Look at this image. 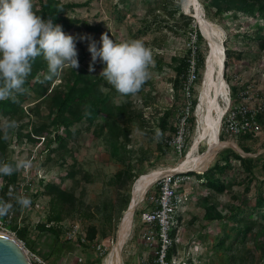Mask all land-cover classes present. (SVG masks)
I'll use <instances>...</instances> for the list:
<instances>
[{
  "label": "rangeland",
  "instance_id": "obj_1",
  "mask_svg": "<svg viewBox=\"0 0 264 264\" xmlns=\"http://www.w3.org/2000/svg\"><path fill=\"white\" fill-rule=\"evenodd\" d=\"M61 1L79 3L80 5L74 9H68V14L78 19L87 20L90 25L101 27V30L92 31L86 29L81 23L77 24L79 37V43L76 44L79 61V68L77 69H86L95 76L100 75L105 65L99 60L92 65L89 44L95 40L97 46L100 47V38L105 32L114 42L140 39L146 47L151 49L154 63L149 68L150 78L144 83L141 90L132 96L134 108L137 111H143L145 117L150 120L149 126L151 127L144 126L143 128L140 122L132 123L131 141L127 146L130 157L127 158V161L132 165L134 175L138 177L155 169L176 167L186 158L195 140L198 126L197 108L207 68V59L211 50L210 39L202 29L195 6H187V0H180L181 8L173 15L169 10H172L179 0ZM165 5H168V8H165ZM201 5L203 7L202 3ZM203 10L205 18L221 33L225 54L227 46L236 53L241 51L244 53L240 60L233 56L230 66L225 67L228 97L230 96V87L235 85L240 88L239 102L242 101L244 91L249 90L254 94L258 103L264 104V50H261L257 42L248 36L255 34L257 23H262L264 28V22L253 17H240L241 14L236 15L232 12L222 16L209 17L204 7ZM183 14L194 17L193 25L197 24L204 36V40L199 46L200 53L205 58L204 64L200 66V78L195 85L193 96V99L197 100L193 111L195 125L190 128L186 147L182 152L179 149H172L167 155H162L157 147L158 139L152 133V129H157L158 120L170 109H176L172 116L173 122H178L181 117L183 93L174 88L173 82L176 75L174 59L181 58L186 53L189 31H191L185 26ZM90 65L94 71L90 70ZM68 68H64L61 75ZM59 82L60 79L58 78L54 84ZM105 90L111 93L117 102L125 99V95L118 93L108 83ZM227 99L226 97L221 98V103L225 107L228 104ZM29 101L33 103L25 105L26 115L7 116L0 114V125L8 133L10 143L7 157L15 159L16 162L20 159L31 161L29 168L20 170L19 182L11 184L13 189L10 191L12 194L11 203L16 196H30L32 199L31 206L19 210L13 206L7 216V223L16 224L18 228L27 230V238H19L17 233L9 228L0 229V232L10 234L22 241L21 243L25 245L26 249L45 259L49 264H105L117 239L119 225L126 211L124 210L125 200L129 192L132 200L136 181L132 187H130L131 181L127 182L125 186H121L117 173L124 168V165L111 157L104 137L94 131L98 126L97 123L90 128H87V123L74 126L73 129L77 132L73 134L67 152L59 150L50 155L48 152L41 155L40 149H43L48 139L53 136L54 130L46 131L43 134L45 137L40 140L36 138L31 140L28 133L32 126H25L21 130L22 137L17 136L19 124L30 123L29 125H31L32 122L39 121L36 112L31 110L36 102L34 99ZM40 111L42 117H45L49 113L47 104H43ZM13 120L16 122V127L6 128L5 125ZM61 132L66 135L65 130H61ZM223 137L225 141H229L238 149L243 150L236 137L231 138L226 135ZM249 143L252 147V152H250L253 154L252 156L257 157L263 154L264 157V126L263 132L259 133L257 138L249 141ZM55 146L56 143L53 144V147ZM205 149V143H201L197 152H203ZM230 149H233L230 145L220 149L208 167L227 154ZM233 164L235 169L229 176L230 181H233L231 177L238 175L239 179L243 180L246 174L243 173L240 176L238 162L234 161ZM72 165L77 167V179L76 181L67 179L63 186L72 188L78 198L82 200V204L70 211L64 221L59 224L63 228L62 241L69 243L63 250L58 251L56 248L54 249L53 236L48 232L40 231L38 228V224L46 222L51 213L49 198L35 196V194L41 191L48 182L59 183L61 177ZM261 166L256 168V173L260 177L263 176ZM1 182L2 177L0 176V184ZM156 182L150 188L153 194L157 191ZM255 184L256 181L251 184L249 192L245 191V184H234L224 193L213 194L212 200L218 202L219 209L224 212L228 211L229 205H238L243 199L252 203L255 198ZM179 187H182L180 191L186 192L188 196L180 212L182 219L179 229L183 236V245H180V248L199 253L202 264H240L239 261L228 263L226 260L227 255L233 254L234 251L216 247V243L224 237V223L209 222L204 219L205 209L202 200L209 194V190L194 175L189 176L184 186ZM145 199L138 204L134 212L133 227L123 246L124 264L140 263L142 255L147 251L146 242L141 237L143 225H141L139 211L143 208ZM242 208L246 212H250V209L247 210L244 205ZM224 222L231 225L227 221ZM89 225H95L98 229V236L94 242L86 240L81 241L82 244H80L77 238H67V232L75 228L86 235ZM231 234L234 235V232ZM226 241L228 244L231 242V238L226 239ZM98 244L102 245L101 250H98ZM241 249L244 259L247 260L244 264H264V255L257 247L255 236L249 235L246 245ZM99 259L101 262L97 263Z\"/></svg>",
  "mask_w": 264,
  "mask_h": 264
},
{
  "label": "trees",
  "instance_id": "obj_2",
  "mask_svg": "<svg viewBox=\"0 0 264 264\" xmlns=\"http://www.w3.org/2000/svg\"><path fill=\"white\" fill-rule=\"evenodd\" d=\"M203 4L205 12L210 16H222L230 12L240 15V17H253L260 19L264 22V0H200ZM79 3H64L61 0H34V11L37 15L43 16L44 19L52 18L54 24L62 26L63 31L66 34L72 35L75 38L76 44L79 43V37L77 35V24L81 23L88 30L98 31L101 30L99 25H90L87 20L78 19L68 14V9H74L79 6ZM168 8V5L164 6ZM181 8V1H177V5L172 10H169L173 15ZM183 16H185L183 14ZM185 26L187 29L194 30V17L185 16ZM256 32L249 38L257 42L261 50H264V33L262 23H257ZM199 34L198 44L204 40L199 27L197 26ZM227 58L225 59V67L230 66V62L233 56H236L238 60L242 59L243 52L236 53L231 47L227 46L226 49ZM190 52L186 51L183 57L175 58L176 62L173 86L177 91L183 93L185 82L187 81L188 72V58ZM204 55L200 53L199 67L204 64ZM47 62L42 56L37 57L32 62V72L27 77L23 87L26 89L24 94H17L15 101L12 99L0 101V114L9 116H22L26 115L25 105L31 104L29 100L34 99L35 106L31 109L36 112V116L39 118L38 122L19 124L17 136L22 137L21 130L26 127H31V131L28 133L29 139L36 138L37 140L45 137L43 135L48 130H54V134L48 142L40 149L41 155L48 152L50 155L52 152L63 151L67 152L68 145L76 133L73 129L77 124L87 123V128H90L94 124H98L94 130L97 134L104 137L106 145L109 148L111 157L124 165V168L117 173V177L121 186H125L127 182L131 181V186L138 179V176L134 175V169L127 158L128 155L127 146L131 141L133 122H140L142 127H151L150 120L145 117L142 110L137 111L134 108L132 96L125 95V99L117 102L111 93L107 92L106 80L102 77L95 76L86 69H72L71 67L60 75V82L54 84L58 78H54L52 81L45 80L47 75ZM103 85V91L100 90ZM239 87L235 85L230 87L232 103H238L239 99ZM195 92V91H194ZM183 107L180 110L181 117L178 122L172 121V116L175 113V108L165 112V114L158 120L157 129H152V133L158 139L157 147L162 155H167L172 149H176V146L168 144V140L175 137L179 131V123L182 117L186 114L184 111L187 98L184 93ZM185 102V103H184ZM192 109L187 116V128L190 130L195 125V116L193 115L194 107L197 100L191 99ZM43 104H47L49 113L42 117L40 108ZM258 121L264 126V110L258 116ZM11 122V121H10ZM9 122V123H10ZM61 130L66 131L64 135ZM7 132L0 125V162L11 163L15 165V159L8 158L10 143L5 134ZM262 133V132H261ZM259 133L246 131L236 138L240 142L242 149L246 153L252 152V147L249 141L257 138ZM32 136V137H31ZM224 133L220 135L221 140H224ZM189 137V136H188ZM187 137V139H188ZM56 146L53 147V144ZM184 150V149H183ZM182 150V151H183ZM181 151V152H182ZM50 159V157H48ZM65 161V160H64ZM238 162V169L240 176L245 173L243 180L239 179V175L230 181V174L235 169L233 162ZM126 165V166H125ZM262 165V177L257 175L256 168ZM77 167L72 165L64 176L61 177L59 183L48 182L43 186V189L35 194V196H45L49 198L51 213L46 222L38 224V228L42 232H48L53 236L54 249L58 251L63 250L69 243L62 241L61 236L63 234V228L59 224L64 221L66 215L82 204V200L78 198L74 190L71 188H65L63 184L67 179L76 181ZM185 177L194 175L203 184L209 194L203 197L202 203L204 205L205 213L204 219L209 222L219 221L223 222L225 231L224 237L216 243L218 249L234 251L233 254L227 255L226 260L228 263H234L239 261L240 264H244L247 260L242 255L241 247L246 245L249 235L255 236L257 247L263 252L264 255V157L260 154L257 157L243 156L235 149L222 156L220 159L211 165L207 170L203 172L191 171L183 173ZM2 182L0 184V199L11 202L10 185L16 184L20 179V171L14 172L11 176L0 174ZM256 181L255 184V198L252 203H249L245 199L241 200L238 205H229L227 212L219 209L218 202L212 200L213 194H221L232 188L234 184H245V191L251 190V184ZM186 180L181 183L180 186H184ZM157 186V185H155ZM157 189V187H156ZM131 190V189H130ZM158 190V189H157ZM182 190V187L180 188ZM156 191L155 194H157ZM153 194L151 190L147 194V201L142 209H139L140 214L142 211L147 210L151 203H149V197ZM31 199L30 196H27ZM32 201V199H31ZM131 202L130 192L125 200L124 210H127ZM16 209H20L21 206L12 202ZM245 206L250 212H246L242 206ZM7 215L0 217L6 221V227L16 232L19 238H27V230L20 229L15 224L7 223ZM181 215H178V224L181 222ZM224 221L229 222L231 225L225 224ZM176 229L173 231V234ZM234 232V235L231 233ZM98 236V229L95 225H89L86 231V240L94 242ZM258 237V238H257ZM262 237V238H261ZM231 238V242L226 243V239ZM80 244L81 240L78 238ZM30 244V243H29ZM176 252V248H173L170 252L172 256ZM101 259L97 261L100 263Z\"/></svg>",
  "mask_w": 264,
  "mask_h": 264
},
{
  "label": "clouds",
  "instance_id": "obj_3",
  "mask_svg": "<svg viewBox=\"0 0 264 264\" xmlns=\"http://www.w3.org/2000/svg\"><path fill=\"white\" fill-rule=\"evenodd\" d=\"M100 44L98 47L95 40L89 44L92 65L97 60L105 65L100 77L122 95L140 91L150 78L149 68L154 63L151 49L140 39L114 42L107 32L101 35ZM39 56L47 62L48 81L59 78L66 67L79 68L75 38L66 34L61 25L54 24L52 18L37 15L34 0H0V101H15L17 94H24L23 85L32 72V62ZM92 65L90 70L94 71ZM100 90L103 91V85ZM5 127L14 128L16 122L13 120ZM30 166L31 161L26 159L18 160L14 166L0 162V174L11 176ZM14 199L22 209L31 206L29 197ZM12 208L10 201L0 199V217Z\"/></svg>",
  "mask_w": 264,
  "mask_h": 264
},
{
  "label": "built area",
  "instance_id": "obj_4",
  "mask_svg": "<svg viewBox=\"0 0 264 264\" xmlns=\"http://www.w3.org/2000/svg\"><path fill=\"white\" fill-rule=\"evenodd\" d=\"M197 26L195 24L194 30L189 31L187 41L186 51L190 52V57L188 58L187 81L183 90L185 97L188 99L185 106L186 114L179 123L178 134L167 141L171 146H176L180 152L186 147L187 137L190 134V130L186 127V118L192 109L191 99H193L195 85L200 78L198 63L201 50L198 44L199 34ZM263 109L264 104L258 103L254 94L249 90L244 91L242 101L236 104L232 103L230 91L228 104L221 120L220 132L231 138L246 131L263 132V126L258 121V116L263 112ZM182 174V172L176 173L171 171L162 175L156 182L158 193L151 194L149 197L148 202L151 203V206L140 214L141 225H143L141 237L145 240L149 250V254L141 257L140 264L203 263L199 253L190 249L180 248V245H183V236L179 229L178 215L188 197L186 192L180 191L179 186L183 181L187 180V177ZM9 189L11 191L13 186L10 185ZM145 200L147 201V199ZM5 228H7L6 221L0 218V229ZM175 229L176 232L173 234ZM79 233L80 230L77 228L72 229L67 232V238H79L81 241H86L84 233L81 232L80 235ZM97 248L101 250L102 245L98 244ZM173 248H176V252L171 256L170 252ZM26 250L35 264H49L45 259L31 253L28 249Z\"/></svg>",
  "mask_w": 264,
  "mask_h": 264
},
{
  "label": "bare ground",
  "instance_id": "obj_5",
  "mask_svg": "<svg viewBox=\"0 0 264 264\" xmlns=\"http://www.w3.org/2000/svg\"><path fill=\"white\" fill-rule=\"evenodd\" d=\"M186 5L195 6L202 29L210 39L211 48L197 108V133L186 158L176 167L155 169L138 177L133 188L132 203L134 205L142 199L152 184L165 173L171 171H188L191 169L201 172L213 161L220 149L232 144L229 141L220 139L221 120L226 109L221 103V98H229L228 83L225 79L226 54L222 36L218 32V29L205 18L204 10L199 0H187ZM201 143H205L206 149L203 152H197ZM133 218V208L126 210L118 230V237L109 252L105 264H124L122 250L132 230Z\"/></svg>",
  "mask_w": 264,
  "mask_h": 264
},
{
  "label": "water",
  "instance_id": "obj_6",
  "mask_svg": "<svg viewBox=\"0 0 264 264\" xmlns=\"http://www.w3.org/2000/svg\"><path fill=\"white\" fill-rule=\"evenodd\" d=\"M230 146L233 149H235L236 151H238L243 156H249V155L252 156L253 155V154L246 153L243 150L238 149L236 146H234L232 144ZM208 168L209 167L205 168V170H207ZM190 171H194V170L191 169L188 171H175V172L176 173H181V172L185 173V172H190ZM203 171L204 170H202L201 172H203ZM154 183L152 184V186L154 185ZM150 188H149V190H150ZM148 191L145 192L142 199L139 200L136 203V205H134L132 203V200H131L130 205H129L127 210H130L131 208H133V210L135 212L138 204L145 199ZM121 222H122V220H121ZM121 222H120V225H121ZM120 225H119V227H120ZM117 237H118V233H117ZM0 264H35V263L33 262L32 258L29 256L25 246L17 238H15L14 236H12L10 234L0 232Z\"/></svg>",
  "mask_w": 264,
  "mask_h": 264
},
{
  "label": "crops",
  "instance_id": "obj_7",
  "mask_svg": "<svg viewBox=\"0 0 264 264\" xmlns=\"http://www.w3.org/2000/svg\"><path fill=\"white\" fill-rule=\"evenodd\" d=\"M184 192V191H183ZM143 239V238H142ZM144 240V239H143ZM145 241V240H144ZM145 244V243H144ZM146 248H147V251L146 252H144V254L142 255V256H144V255H146V254H149V250H148V247L146 246ZM137 264H140V263H137Z\"/></svg>",
  "mask_w": 264,
  "mask_h": 264
}]
</instances>
